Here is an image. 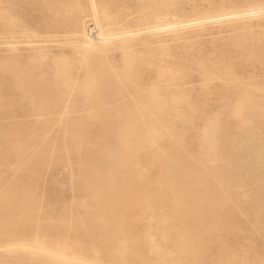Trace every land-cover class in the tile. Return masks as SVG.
<instances>
[{"label": "rangeland", "instance_id": "obj_1", "mask_svg": "<svg viewBox=\"0 0 264 264\" xmlns=\"http://www.w3.org/2000/svg\"><path fill=\"white\" fill-rule=\"evenodd\" d=\"M95 3L0 0V264H264V0Z\"/></svg>", "mask_w": 264, "mask_h": 264}, {"label": "bare ground", "instance_id": "obj_2", "mask_svg": "<svg viewBox=\"0 0 264 264\" xmlns=\"http://www.w3.org/2000/svg\"><path fill=\"white\" fill-rule=\"evenodd\" d=\"M91 5H92V11H93V14H94V18L99 22V15H98V9H97V6H96V3H95V0H91ZM255 12H258L257 10H251L249 11L248 13L251 14V13H254L256 14ZM226 18V17H225ZM220 19V18H219ZM215 20V19H214ZM192 24V23H191ZM189 24V25H191ZM188 25V24H187ZM165 29V28H163ZM125 36V35H124ZM96 37V36H94ZM153 141V140H152ZM138 163V162H137ZM113 165V164H112ZM120 170V169H119ZM140 175V174H139ZM98 212V211H97ZM151 219V218H150ZM47 251V249H45ZM150 250V249H149ZM49 253V252H48Z\"/></svg>", "mask_w": 264, "mask_h": 264}]
</instances>
